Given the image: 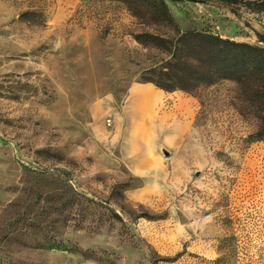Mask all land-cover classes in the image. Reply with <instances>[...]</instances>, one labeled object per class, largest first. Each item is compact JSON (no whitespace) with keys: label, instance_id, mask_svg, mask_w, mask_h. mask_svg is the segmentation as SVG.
<instances>
[{"label":"rangeland","instance_id":"rangeland-1","mask_svg":"<svg viewBox=\"0 0 264 264\" xmlns=\"http://www.w3.org/2000/svg\"><path fill=\"white\" fill-rule=\"evenodd\" d=\"M247 1L0 0V264H264V93L145 81L182 32L262 44Z\"/></svg>","mask_w":264,"mask_h":264},{"label":"trees","instance_id":"trees-1","mask_svg":"<svg viewBox=\"0 0 264 264\" xmlns=\"http://www.w3.org/2000/svg\"><path fill=\"white\" fill-rule=\"evenodd\" d=\"M120 1L136 15L144 13L158 23H175L167 0ZM247 4L264 10V0L247 1ZM258 37L262 44L238 42L209 32H182L174 39L173 59L151 69L154 76L145 81L168 91L190 92L201 85L229 79L244 85L256 84V91L264 93V35L258 33Z\"/></svg>","mask_w":264,"mask_h":264},{"label":"water","instance_id":"water-1","mask_svg":"<svg viewBox=\"0 0 264 264\" xmlns=\"http://www.w3.org/2000/svg\"><path fill=\"white\" fill-rule=\"evenodd\" d=\"M166 153H167V151H166Z\"/></svg>","mask_w":264,"mask_h":264},{"label":"crops","instance_id":"crops-1","mask_svg":"<svg viewBox=\"0 0 264 264\" xmlns=\"http://www.w3.org/2000/svg\"><path fill=\"white\" fill-rule=\"evenodd\" d=\"M152 88V87H151Z\"/></svg>","mask_w":264,"mask_h":264}]
</instances>
